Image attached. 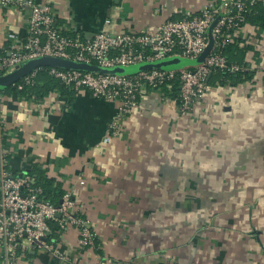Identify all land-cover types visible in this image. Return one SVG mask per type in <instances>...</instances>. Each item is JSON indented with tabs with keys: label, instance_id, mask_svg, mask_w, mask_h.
<instances>
[{
	"label": "crops",
	"instance_id": "1",
	"mask_svg": "<svg viewBox=\"0 0 264 264\" xmlns=\"http://www.w3.org/2000/svg\"><path fill=\"white\" fill-rule=\"evenodd\" d=\"M208 1L48 0L60 22L87 40L101 31H153ZM29 14L11 21L4 13L8 29L24 36ZM233 44L249 49L251 80L222 84L215 75L182 117L148 90L107 145L116 103L86 90L52 93L41 106L2 96L8 169L15 176L48 170L73 192L76 214L97 237L95 248H83L72 226L55 238L67 261L36 249L19 264H264V33L246 23Z\"/></svg>",
	"mask_w": 264,
	"mask_h": 264
},
{
	"label": "built area",
	"instance_id": "2",
	"mask_svg": "<svg viewBox=\"0 0 264 264\" xmlns=\"http://www.w3.org/2000/svg\"><path fill=\"white\" fill-rule=\"evenodd\" d=\"M258 3L262 0H209L198 14L168 20L153 31L122 34L101 31L87 40L74 35L66 24L60 22L48 0L43 3L0 0V9L6 11L11 21H16L23 11H30L24 36L8 29L0 39V77L43 57L103 68L131 67L173 57L197 60L209 47L212 38V51L195 67L171 71L144 70L130 76L46 68L66 90H86L96 99L118 105L101 143L107 145L121 134L124 119L138 107L144 89L159 92L164 105L182 117L210 92L215 75L220 76V83L229 84L231 76L250 71L251 64L231 62L225 50L233 43V34L247 23L248 14ZM110 23V20L106 21V24ZM214 23L210 37L209 30ZM42 69L24 77L13 87L22 91L34 86ZM3 93L0 91V99ZM37 103L41 106L40 101ZM4 136L5 133L0 139V256L4 263L19 264L22 254L36 249L48 252L59 261H67L55 238L51 237L54 222L58 224L59 232L77 227L79 245L95 248L97 237L90 221L76 214L73 192L66 191L57 206L45 199L44 191L36 185L34 177L26 173L13 175L8 169L10 151L3 145Z\"/></svg>",
	"mask_w": 264,
	"mask_h": 264
},
{
	"label": "trees",
	"instance_id": "3",
	"mask_svg": "<svg viewBox=\"0 0 264 264\" xmlns=\"http://www.w3.org/2000/svg\"><path fill=\"white\" fill-rule=\"evenodd\" d=\"M246 21L247 24L259 27L264 33V4L258 3L254 6L252 11L248 14ZM248 50L249 49L244 50L236 44H231L226 48L225 54L231 62L246 63L245 56ZM253 72L254 71L250 70L243 74L231 76L230 83L232 84L234 82L233 84H237L251 80L254 76ZM53 92L64 93L67 92V90L58 80L49 75L48 69L44 68L38 72L36 84L34 86L25 87L22 91H19L16 87L12 86L5 90L3 94L43 101ZM175 92H177V90H175ZM26 174L35 178L36 185L43 189L46 200L57 206L60 205L65 191L63 190L62 184L57 183L53 177H50L48 170L35 166L33 169L27 171ZM51 227L53 230L51 237L57 238L59 232L58 224L54 222L51 224Z\"/></svg>",
	"mask_w": 264,
	"mask_h": 264
},
{
	"label": "water",
	"instance_id": "4",
	"mask_svg": "<svg viewBox=\"0 0 264 264\" xmlns=\"http://www.w3.org/2000/svg\"><path fill=\"white\" fill-rule=\"evenodd\" d=\"M215 23L209 30V35L211 37V31ZM214 42L211 38L209 47L201 55L199 60H195L197 65L201 64L205 58L209 55L213 48ZM189 60L183 59L180 57L168 58L161 61H156L153 63H145L137 66L131 67H115V68H103L96 65H88L83 63H77L74 61L52 58V57H43L35 60H31L22 66L18 67L14 72L0 77V91L4 92L8 88L12 87L14 84L21 81L24 77L30 75L34 71L40 68H59L64 70H76L82 72H91L96 74H109V75H118V76H130L142 72L144 70H163L171 71L178 70L187 67Z\"/></svg>",
	"mask_w": 264,
	"mask_h": 264
},
{
	"label": "rangeland",
	"instance_id": "5",
	"mask_svg": "<svg viewBox=\"0 0 264 264\" xmlns=\"http://www.w3.org/2000/svg\"><path fill=\"white\" fill-rule=\"evenodd\" d=\"M6 12L5 10L3 9H0V30H2L3 32H6L9 28V21H5L4 19V13ZM197 63L195 60H189L188 64H187V67H194L196 66ZM148 91L147 89H144V93ZM149 91H154V90H149ZM155 92V91H154ZM143 93V94H144ZM137 109V108H136ZM135 109V110H136ZM134 110V111H135ZM122 126H123V123H122ZM26 173V172H25Z\"/></svg>",
	"mask_w": 264,
	"mask_h": 264
}]
</instances>
